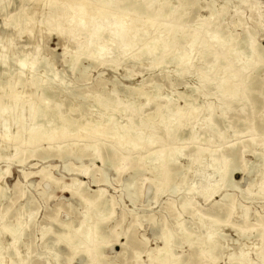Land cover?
Returning a JSON list of instances; mask_svg holds the SVG:
<instances>
[{"label": "rangeland", "instance_id": "rangeland-1", "mask_svg": "<svg viewBox=\"0 0 264 264\" xmlns=\"http://www.w3.org/2000/svg\"><path fill=\"white\" fill-rule=\"evenodd\" d=\"M169 1L173 6H178L177 0ZM4 2L8 7L5 12L0 13V57L6 60L3 62L0 59V78L3 82L12 81L9 75L13 69L18 68L22 84L29 85L28 90L21 95L23 103L38 101L40 94L35 91L34 86L36 80L39 81L45 74L48 78H54L51 88L57 95L51 98V105L57 106L65 115L68 113L67 116L70 115L74 120L81 117L84 120L102 121L107 112L101 102L107 96H112L111 98H118L123 105L132 106L134 109L138 105L142 106L135 117L138 123L139 116H144L147 119L144 125L164 126L163 123L170 121L166 117H163V123L157 118L148 123L155 105L146 106L143 97L129 95L133 89L140 88L146 92L158 85L159 95L161 93L162 96L160 95L157 102L161 106L171 102L173 107L187 104V108L192 106L198 109L177 135V144L186 142L187 132L190 130L196 136H202V132L211 126L210 119L213 117L217 120L216 130L211 133L210 144L217 152L195 162L196 147L188 145L163 179L150 170L157 163H149L148 160L137 162V155L125 159L121 154L112 155L107 149L92 152L91 149H85L82 142H74L67 148L62 145L59 151L48 150L46 152L49 155L44 160L39 155L45 149L40 148L35 155L27 152L14 158L10 157V150L5 144L0 151V186L6 189V196L0 202V217L5 213L7 216L0 221V232L2 224L12 222L19 213L25 218L32 211L33 215L15 248L11 246L9 235L3 234L0 237L2 255L6 258L8 253L14 264H56L57 260L65 262L69 259H72L71 264L91 263V259L82 251L73 255L65 243L54 242L63 230L72 233L78 228L82 212L87 208L82 198L72 197L70 190L63 188L77 178L81 181L80 191L83 197L92 198L98 189L103 188L106 190V199L113 204L110 218L101 222L97 231L99 238L107 236L109 242L105 244L102 238L101 242L99 239V244L105 245L97 252V261L93 260L92 264H156L154 250L162 245L161 238L164 235L175 240L172 250L181 264H264V0H198L194 7L187 10L185 24L188 30L212 15V28L219 25L225 34L237 36L240 41L251 37L252 40H247V43L259 46L262 53V61L256 64L251 73L252 82L257 86V91L252 93L256 104L251 101H231L226 112L224 104L230 100H223L216 93L215 81H206L202 77L210 70V58L203 61L195 58L193 65L185 67L183 75H176V61L157 68L151 67L153 54L137 61L135 58L138 57V51L136 47L129 49L127 38L123 39L124 43H119L115 53L124 50L127 44L128 52L124 55H127L128 61L111 67L94 64L81 78L79 72L68 70L64 61L82 48L87 52L92 46L91 43L80 48L81 37L73 30H67V35L60 32L61 27L52 30L44 21V17L49 15L47 11L39 14V20L36 19L34 14L37 5L31 0ZM208 3L213 5V9L207 8ZM10 16L16 17L15 23L11 22ZM237 23H241L240 28L236 27ZM37 31L40 33L37 34ZM107 34L108 30H105L102 37ZM72 39L74 40L71 41ZM24 56L30 63L27 60L25 65L20 62ZM43 62L47 63L45 67L42 66ZM81 65L87 66L88 61L83 60L78 69ZM60 77L64 78L63 83L67 84L68 92L57 91L54 84L59 85ZM22 89L17 85L12 93ZM3 92L0 89V93ZM223 113H226L225 119L221 120L219 116ZM169 116L170 114L167 115ZM112 117V123L125 126V118L120 113L116 112ZM157 134L164 136L162 130ZM217 134H223L221 142ZM205 141L201 146L206 145ZM59 155H63L62 158ZM231 159L236 160V171L232 174L235 186L219 188L218 174L224 163ZM64 166L69 169L80 168L83 172H69L63 169ZM251 167L254 170L249 172ZM6 169L9 174H5ZM127 184H130L129 188L126 187ZM213 189L216 191L214 194ZM130 197L133 201L129 200ZM184 200L189 203L185 210L180 206ZM191 234L195 235L192 237ZM208 239H211L210 243L213 245L206 243ZM14 251L18 253L16 256L11 255ZM55 255L58 256L56 260Z\"/></svg>", "mask_w": 264, "mask_h": 264}, {"label": "bare ground", "instance_id": "bare-ground-1", "mask_svg": "<svg viewBox=\"0 0 264 264\" xmlns=\"http://www.w3.org/2000/svg\"><path fill=\"white\" fill-rule=\"evenodd\" d=\"M31 1L37 5L36 12L34 14L36 19L39 20V14L41 15L42 13L47 11L49 15L45 16L46 18L44 17V21L45 24L50 25L51 29L55 28V30H58V27H61L59 29L61 33H68L69 31L67 30H73V32L81 37L80 48L91 43L90 45L92 46H90L91 48L89 47L90 49L87 48V52L83 51V49L85 48H82V51H78L77 49L76 51L78 52L71 54L69 56V59L67 61H64L65 63L63 62L68 70L72 72H79L78 74L81 78L87 74V70L94 64L111 67L112 65L116 66L128 61L127 55H124L128 52V48L126 49V47H128L127 44L123 48L124 50L121 49V52L115 53V49L118 48L117 46L119 45V43H124L123 39L126 40L127 38H129L127 39L130 44L129 49L136 47V50L138 51V57L135 58L137 61H140L141 58L146 57L150 54H153L154 56V61L151 64L152 68H157L158 66H162L163 64L169 65V63L176 61L177 68L176 70L174 69L176 75H183L185 73V67L193 65V61L195 58L196 60L198 59L202 61L210 58V70L208 73L202 75V77L206 81H215L216 93H218V95L222 97L223 100H230L229 103L224 104V112L227 111L231 101L237 103L251 101L254 105L256 104L255 100L252 99V93L257 91V86L252 82L253 80L251 73L253 70H255L256 64L262 61V53L259 49V46L249 44V42L252 40L251 37L247 38V40H249V42L247 43L246 39L244 41H240L237 39V36L225 34L224 30L219 25L218 27L216 26L212 28V15L209 18L202 20L200 23H197L195 26L193 25L194 27L192 30H188V27L185 24L187 10L189 7H194L198 3V0H177L178 6H173L169 0ZM7 7L8 5L5 4L4 0H1L0 13L5 12ZM207 8L213 9V5L208 3ZM51 9L53 10L51 11ZM10 18L11 22L13 23L14 21L15 23L16 17L10 16ZM3 23H5V21ZM3 25L5 26L6 24ZM10 25L12 26V24ZM236 27L240 28L241 23H237ZM105 30H108V34L106 35V37H102ZM40 31H37L36 33L38 34L40 33ZM73 40L74 39H72L71 41ZM67 42H69L68 44H70V41ZM74 42L76 43V41ZM68 44H66V46ZM4 46L6 47V45ZM132 57L131 59H133ZM19 58H21V56H19ZM0 59L2 58L0 57ZM26 60L27 57L25 58L24 56L23 60L20 62L25 65ZM83 60H87L88 65H81V68L78 69ZM27 61L29 62V60ZM31 65V69H33V63ZM43 65L45 67L47 63L45 64V62H43L42 66ZM17 69H13L11 71V74L9 75L10 77H12L9 78L13 79L12 81L7 80L3 82L0 78V89L4 90L3 93H0V151H2L5 144L8 145V149L10 150V157L16 158L19 155L25 154L27 152H29L31 155H35V153L37 154L40 148H42L45 150L42 154L39 155V157L44 160L49 155V153L46 152L48 150L55 149L59 151L61 150L62 145L67 148L72 146L74 142H82L84 148L91 149L92 152H98L102 149H107L108 151H111L112 155L121 154L125 159L129 157L132 158L133 155H137V158H135L137 162H145V160H148L149 163H157V165L152 166L150 170L156 173L157 176H161L163 179H165L169 173L171 165L176 163V161L182 155L183 149L188 145L192 144L196 147V153L194 157L195 162L201 159V157L213 156L214 152L216 151L210 144L211 133L216 130L217 120H214L213 117L212 119H210L211 126L207 127L202 132V136L198 137L192 132V130H190L187 132L188 141L186 140V142L183 144H177V135L179 134L183 126L193 118L192 115L195 112L197 113L198 109L192 106H189L190 108L188 107V109L186 103V105L183 107H173L171 102H167L165 106H161V104L157 102V99L161 98V93L159 95L158 85H154V88L151 91L147 89L148 91L146 92L140 88L133 89L131 90V94L129 95H132L136 98L143 97L145 99L146 106L152 104L155 105V110L153 111V113H151L152 117L148 119V123H150L151 119L153 118H157L161 123H163V117H166L170 121L167 123H163L164 126H159L158 124L144 125L146 123L145 120H147L144 116H139L140 121L138 123V120H136L135 117L138 116V112L140 111L142 106L138 105L134 109V107L132 106L123 105L118 98H111L112 96H107L106 100L101 102L104 110L107 112V115L102 118V121L92 119L84 120L81 117L80 119L78 118V120H74L75 118H71L70 115V117L67 116L68 113L67 115H65L60 109L57 108V106L51 105V98L57 95L51 88L53 84L52 80L54 78H48L47 75L45 76V74L44 76L40 74L43 78L41 79L38 77L39 81L36 80L37 82L34 86L35 91L40 94L38 97V101L36 103H32L35 101L31 100L28 103L26 102V104L23 103V101H21V95H23L22 93H24L25 90H28L29 85L27 86L25 84H22L20 80L21 72ZM6 75L8 74L6 73ZM54 77L56 76L54 75ZM32 78H34V76H32ZM63 79L64 78L62 77L58 78L59 85L54 84L58 92L69 91L66 86L67 84L63 83ZM17 85H20L23 88L22 91H14V93H12V90ZM164 98L165 97H163V99ZM167 98L168 96L166 97V99ZM69 106L71 108V103ZM208 108H211V106H209ZM116 112L120 113L125 118V126H122L117 122L112 123V116ZM168 114H170L169 117H167ZM210 115L211 113L209 112V116ZM225 115L226 113H223L221 116H219V119H225ZM160 130H162L164 134L163 137L158 134L156 135V133H158ZM222 135L223 134L216 135L220 142L222 140ZM206 138L207 141H205ZM204 141L207 142L206 145L201 146V143ZM59 156L62 158L63 155ZM214 159L215 158H213L212 160L214 161ZM235 162V159H231L230 161L224 163L222 171L219 174V171H217L218 177H220L219 188L221 186L222 188H232L235 186V184L233 183L235 179L233 180L232 176L233 172L236 171ZM63 169L68 170L69 172H71L72 170V172L76 173L81 172V174L83 172L80 168L69 169L68 166H64ZM253 170L254 167H251L249 169V172H252ZM4 172L5 174L10 173L8 169H6ZM198 180L200 181V179ZM72 181L73 182L71 184H65L63 188L66 190H70L72 197L78 196L82 198L87 208L85 212H82V218L79 222L78 228L73 230L72 233H66L63 230L60 234H58L57 239L54 242L55 244L65 243L70 248L73 255H75L79 251H82L91 259L90 264H92L93 260L97 261V252L109 242L107 236H104L103 238L100 236V238H102L103 242L105 243L100 245L99 243L101 242V239L99 238L97 231L100 227V223L110 218L113 211V204L106 199L105 189L100 188L93 194L92 198H85L82 196L80 191L81 181L79 182L77 178H74ZM129 185L130 184H127L126 187L129 188ZM262 185L263 184H261L260 186V190L263 189ZM252 187L253 186L251 185L250 188ZM148 188L150 189V187ZM5 192L6 189L0 186V202L6 196ZM214 193H216L215 190L212 194ZM223 198H226V196H224ZM129 200L133 201L131 197L129 198ZM169 204H171V202ZM180 206L183 208V210H185L188 208L189 203L187 202V200H184L182 205ZM32 212H30L29 215L27 214L26 218L19 213L12 222H8L4 225L2 224L0 237H2L3 234L9 235V237L11 238V246L13 248H15V245L20 241L23 235L24 228L28 225L31 216L33 215ZM5 216H7L6 213L2 214L0 217V221H3L5 219ZM207 231L209 232V230ZM178 232H180V230ZM191 235L193 237V235L195 234ZM210 241L211 239H208V242L206 243L212 244L210 243ZM173 243H175V240L170 236L164 235L161 238L162 245L156 247L154 250L156 254L154 255L156 264H181V262L173 253ZM17 254L18 253L14 251V253L11 255L16 256ZM5 256L7 257L5 258L2 255V245L0 244V264H14L13 261H11L12 259L8 257V253ZM135 256L138 257V255L136 254ZM200 256H202V254H200ZM56 257L58 256L55 255V260L57 259ZM47 263L49 262L47 261Z\"/></svg>", "mask_w": 264, "mask_h": 264}, {"label": "snow or ice", "instance_id": "snow-or-ice-1", "mask_svg": "<svg viewBox=\"0 0 264 264\" xmlns=\"http://www.w3.org/2000/svg\"><path fill=\"white\" fill-rule=\"evenodd\" d=\"M56 264H71V259H69L65 262H61V261L57 260Z\"/></svg>", "mask_w": 264, "mask_h": 264}]
</instances>
